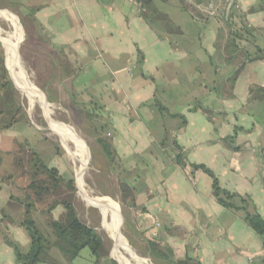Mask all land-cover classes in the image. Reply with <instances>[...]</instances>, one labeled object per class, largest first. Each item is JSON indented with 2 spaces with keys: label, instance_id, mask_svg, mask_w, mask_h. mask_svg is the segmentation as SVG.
<instances>
[{
  "label": "crops",
  "instance_id": "obj_1",
  "mask_svg": "<svg viewBox=\"0 0 264 264\" xmlns=\"http://www.w3.org/2000/svg\"><path fill=\"white\" fill-rule=\"evenodd\" d=\"M13 1L42 88H69L94 137L113 148L110 166L132 190L127 206L157 263L264 264L242 203L264 219V0H235L230 25L226 0ZM10 139L4 148L0 138V154L14 151ZM196 166L236 196L238 211L219 203L214 179ZM12 195L3 184L0 264H19L2 232L31 249ZM46 259L83 264L57 250Z\"/></svg>",
  "mask_w": 264,
  "mask_h": 264
},
{
  "label": "rangeland",
  "instance_id": "obj_2",
  "mask_svg": "<svg viewBox=\"0 0 264 264\" xmlns=\"http://www.w3.org/2000/svg\"><path fill=\"white\" fill-rule=\"evenodd\" d=\"M1 8H5L6 11L16 16L22 27L24 39L19 46V52L21 53L23 62L25 63L24 65L27 68L29 75L31 78H33L36 84V89L39 92L41 98L43 101L48 102L51 105L55 104L54 106H56L57 109L54 111V119L65 125L72 126L76 135L81 138L88 151V154L90 155L89 168H91L87 173L88 181L86 180L89 191L95 195L105 196L119 204V225L121 232L127 239L130 248L137 255L148 260L151 264H154L155 256L146 246L148 239L141 231L138 217L134 215L132 216L131 209L121 201L122 195L119 190L120 181L118 179V174L116 171L112 170L110 162L104 155L102 147L98 145L97 138L94 137L96 130L93 125L90 124V121L92 120L90 114L88 113L89 109L86 111L85 107L78 104L81 99H77V102L76 99L73 98L69 88H42V86H47L48 83L40 79L42 74L36 72V68L33 62H31L29 47L30 43L29 41H26L25 29L22 25V22L24 23L25 21L24 12L19 9V6L13 0H0V9ZM228 25L230 24L228 23ZM0 28H4V31L9 30L8 25L5 23H0ZM230 28H232V26H230ZM8 42L9 40H7V38H5L3 35L0 37V112L4 110V98L2 97V84L5 81L4 67L7 68V71L11 76L6 55V45L9 46ZM231 52L234 53L235 49L232 51L230 48V53ZM1 56L4 63L1 59ZM14 88L16 98L21 105L22 112L17 118L18 120L14 128L7 131H0V138L3 139L2 147H6V138H11L10 148H13L14 150L12 153L6 156L5 154H0V163L5 165L4 168L7 167V169H3L1 176H12V180L8 182L11 191L15 194V196L23 195L24 192L22 190L29 184V179L27 174L24 173L23 169L18 166L17 161L18 159H23L25 162L29 161L30 157L28 156L27 148H31L43 158L47 165L57 168L62 176L65 178L74 179L77 190L74 200L78 214L85 224L97 230V233L102 237L105 243V251L110 258H113L111 253L113 244L108 235L102 231V216L99 212V209L96 206L88 207L86 203L79 197V185L76 180L74 165L69 159L66 148L61 145L59 140L51 135L50 128H54L53 125L43 115V111H41L39 108L31 111L27 96L24 95L22 89L17 87L15 84ZM47 93L50 94V96H48ZM97 114L99 115L98 112ZM10 117L11 115H7L5 113L0 115V121H3L4 123L2 125H7L10 121ZM21 144L25 145V147H20L19 145ZM145 155L148 156L149 154ZM46 210H48L46 205H40L37 211L34 212V217L37 220L38 226L44 232L48 231V217L42 214L43 211ZM61 212H63V209L60 207L55 211V216L58 217ZM146 250H148L153 255L150 256L151 258L146 257ZM106 252H104V254H106ZM91 261H94V257L91 255L89 249H84L78 262L88 264Z\"/></svg>",
  "mask_w": 264,
  "mask_h": 264
},
{
  "label": "trees",
  "instance_id": "obj_3",
  "mask_svg": "<svg viewBox=\"0 0 264 264\" xmlns=\"http://www.w3.org/2000/svg\"><path fill=\"white\" fill-rule=\"evenodd\" d=\"M138 1L145 3L143 0ZM146 3L148 2L146 1ZM1 9L5 10V8ZM232 15L233 9L228 19L229 24L232 23ZM22 25L25 29L26 25L23 22ZM1 59L3 61L2 56ZM252 60L253 59L250 61ZM4 74L5 81L2 84L4 110L0 112V115L5 113L11 115V117L7 125H2L4 123L3 121H0V126H2L0 129L10 130L16 125L17 118L21 114L22 108L17 101V98H15V90L13 92L14 88L5 67ZM48 96L50 95L48 94ZM97 141L101 145L110 164H115L116 156L111 145L101 136H97ZM19 146L22 148L25 147L23 144ZM56 148L58 149L57 146ZM27 152L30 160L25 162L23 159H18L17 164L23 169L24 173L27 174L29 184L22 190L24 192L23 195H12V199L22 205L25 209L26 218L19 227L23 228L30 238V251L27 254L22 253L18 245L10 240L5 232H2L5 241L14 249L17 262L19 264H62L51 263L46 259V256L49 255L51 250L59 251L69 262H74L81 257L84 249H89L91 255L94 257V261H91L88 264H118L108 256L105 251V243L102 237L97 233V230L86 225L81 220L74 200L77 191L75 180L72 178H65L60 174L57 168L47 165L43 158L33 149L27 148ZM178 159L181 161V157ZM196 169H202L214 179V195L221 205L234 211L239 210V208H236L232 202L236 196L224 191L209 169L205 166H196ZM10 180H12V176L4 177L0 175V190L3 188V184H9L8 182ZM119 190L122 195V203L127 205L128 199L132 195L131 188L120 181ZM242 203L243 210L246 212V221L248 225L261 237L264 243V219H262L257 213L249 212L248 207L250 202L248 200L243 199ZM40 205H46L48 208V210L43 211L42 213L48 217L47 232L40 229L37 220L34 217V212L37 211ZM60 207L63 209V212L56 217L55 211ZM146 246L155 255L154 264H157V258L159 257L160 252L150 241L146 242ZM104 252H106V254H104ZM150 256L153 255L150 253V255H147L146 257L151 258ZM177 264L200 263L198 261L186 259Z\"/></svg>",
  "mask_w": 264,
  "mask_h": 264
},
{
  "label": "bare ground",
  "instance_id": "obj_4",
  "mask_svg": "<svg viewBox=\"0 0 264 264\" xmlns=\"http://www.w3.org/2000/svg\"><path fill=\"white\" fill-rule=\"evenodd\" d=\"M0 23L8 25L9 30L0 28V36L9 40L6 45V55L9 62L12 80L17 87H20L27 100L31 111L40 109L43 115L53 125L50 128L51 135L54 136L61 145L66 148L69 159L74 165L76 180L79 185V197L88 207L96 206L102 216V231L108 235L112 246V257L120 264H151L148 260L137 255L129 246L127 239L121 232L119 225L120 210L119 204L105 196H99L89 191L87 183V173L90 170V155L83 144L81 138L76 135L72 126L58 122L54 118L56 106L43 101L36 89V84L28 73L23 62L19 46L23 42L22 27L11 13L0 9ZM5 41V40H4ZM87 180V181H86ZM93 186V185H92ZM78 197V198H79Z\"/></svg>",
  "mask_w": 264,
  "mask_h": 264
},
{
  "label": "water",
  "instance_id": "obj_5",
  "mask_svg": "<svg viewBox=\"0 0 264 264\" xmlns=\"http://www.w3.org/2000/svg\"><path fill=\"white\" fill-rule=\"evenodd\" d=\"M216 0H213V3L215 2ZM226 2H228V6H227V13H226V18L228 19V16L230 14V11L232 10V7L234 5V2L235 0H226ZM7 70V68H6ZM8 72V71H7ZM9 74V73H8ZM10 76V75H9ZM10 79H11V82H12V85H13V88H14V82L12 80V77L10 76ZM13 92H14V89H13ZM15 94V93H14ZM16 98V97H15ZM127 220V219H126ZM87 225V224H86ZM152 253V252H151ZM113 260H115L114 258H112ZM117 262V260H115ZM118 263V262H117ZM119 264V263H118Z\"/></svg>",
  "mask_w": 264,
  "mask_h": 264
},
{
  "label": "built area",
  "instance_id": "obj_6",
  "mask_svg": "<svg viewBox=\"0 0 264 264\" xmlns=\"http://www.w3.org/2000/svg\"><path fill=\"white\" fill-rule=\"evenodd\" d=\"M228 4V2H226Z\"/></svg>",
  "mask_w": 264,
  "mask_h": 264
}]
</instances>
